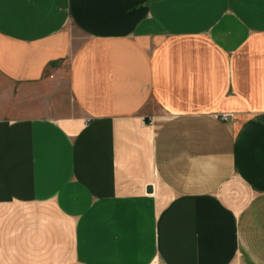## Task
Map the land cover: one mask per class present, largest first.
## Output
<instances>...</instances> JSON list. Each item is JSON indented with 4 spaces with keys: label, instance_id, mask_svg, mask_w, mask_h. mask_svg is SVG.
I'll return each mask as SVG.
<instances>
[{
    "label": "crops",
    "instance_id": "crops-1",
    "mask_svg": "<svg viewBox=\"0 0 264 264\" xmlns=\"http://www.w3.org/2000/svg\"><path fill=\"white\" fill-rule=\"evenodd\" d=\"M0 264H264V0H0Z\"/></svg>",
    "mask_w": 264,
    "mask_h": 264
},
{
    "label": "built area",
    "instance_id": "built-area-1",
    "mask_svg": "<svg viewBox=\"0 0 264 264\" xmlns=\"http://www.w3.org/2000/svg\"><path fill=\"white\" fill-rule=\"evenodd\" d=\"M227 114H221V119L226 120Z\"/></svg>",
    "mask_w": 264,
    "mask_h": 264
},
{
    "label": "water",
    "instance_id": "water-1",
    "mask_svg": "<svg viewBox=\"0 0 264 264\" xmlns=\"http://www.w3.org/2000/svg\"><path fill=\"white\" fill-rule=\"evenodd\" d=\"M147 189H148V190H151V187H150V186H148V187H147Z\"/></svg>",
    "mask_w": 264,
    "mask_h": 264
},
{
    "label": "rangeland",
    "instance_id": "rangeland-1",
    "mask_svg": "<svg viewBox=\"0 0 264 264\" xmlns=\"http://www.w3.org/2000/svg\"><path fill=\"white\" fill-rule=\"evenodd\" d=\"M220 117H221V114H220ZM228 119V115H227V118H226V120ZM223 120V119H222ZM225 121V120H224Z\"/></svg>",
    "mask_w": 264,
    "mask_h": 264
}]
</instances>
